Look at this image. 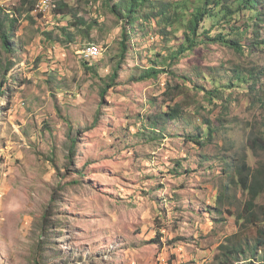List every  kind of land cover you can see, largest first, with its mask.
<instances>
[{"label": "rangeland", "instance_id": "obj_1", "mask_svg": "<svg viewBox=\"0 0 264 264\" xmlns=\"http://www.w3.org/2000/svg\"><path fill=\"white\" fill-rule=\"evenodd\" d=\"M51 1L54 10L35 7L34 19L22 12L16 50L7 52L0 37V264H160L163 256L172 264H222V246L246 236L252 249L234 264H264V245L255 248L264 231V149L255 140L264 134V107L245 88L225 91L216 104L194 88H212L203 74L213 67L226 82L236 67L263 70L264 52L209 43L169 59L191 78L173 101L168 83L183 79L134 76L151 58H169L181 31L164 36L154 24L132 26L105 0H63L75 19L94 25L71 43L61 29L71 17H56L61 0ZM22 2L0 6L15 11ZM260 30L264 37V22ZM88 47L100 55L83 59ZM182 101L185 119L170 121L167 135L140 130L144 116ZM199 113L221 128L204 147L183 137ZM200 154L246 157L263 191L258 225L241 231L238 215L250 196L239 187L232 201L216 204L223 164L200 166Z\"/></svg>", "mask_w": 264, "mask_h": 264}, {"label": "trees", "instance_id": "obj_2", "mask_svg": "<svg viewBox=\"0 0 264 264\" xmlns=\"http://www.w3.org/2000/svg\"><path fill=\"white\" fill-rule=\"evenodd\" d=\"M38 1L23 0L21 6L15 8V11L0 6V37L7 52L18 48L14 38L22 12L27 17L34 19L32 14ZM105 2L119 19H123L125 23L129 22L132 26L140 24L144 27L147 24H154L158 27L159 33L164 36L182 32L183 38L173 48L174 50H171L169 58L165 57L160 62L151 58L152 64L134 76L138 77L137 80L143 81L158 78L160 74L166 72L168 75L171 74L170 77L175 80L183 79L182 82H176L175 85L171 81L168 83V89L170 88L176 93L172 96L173 101L176 96L184 94L187 82L191 81V78L176 73L170 68L172 60L174 61L186 53H193L201 45H208L209 43H223L247 55L256 50L264 52V37L260 30L264 22V0H105ZM72 11L73 8L63 0L59 1V6L55 10L56 17H61L59 19L71 17L68 24L61 28L71 43L76 40L75 37L77 36L88 35L94 27L84 17L77 16L75 19V13ZM168 27L171 28L170 33ZM124 28H127L126 25ZM123 33L126 35L125 31ZM46 34L50 36L51 32H46ZM122 44V53L125 54L128 51L126 37H124ZM95 58L97 57L83 59L93 60ZM169 59H171L170 62ZM158 63H162L163 67H159ZM256 70V68L242 69L240 67L227 70V73H230V79L226 82V77L219 74L220 68L213 67L211 73L203 74V80L211 83L212 88H207L205 84L193 85L194 88L204 91V98L210 104L219 103L223 100L225 91L230 89L232 92L233 88L237 87L248 90L250 95L255 96L254 100H258L264 107V68L259 72ZM118 72L119 70L115 69L112 73L110 77L112 83L117 78ZM111 85L108 84L106 87L110 88ZM231 92L227 96L228 101L231 99ZM185 111L186 106L183 101L174 105H167L166 108H161L154 114L144 116L140 130L145 132L151 128L156 135L165 136L169 122L183 119ZM189 113L194 114V112ZM186 121L189 122L188 116H186ZM194 127V130H186L183 137L202 147L211 142V139H214L221 129L219 126H214L210 118L200 113L197 115ZM71 140V149L74 151L77 139L72 137ZM255 140L257 145L264 149V134L256 136ZM223 155L225 154L210 158L206 154H200L199 163L200 166H204L212 159H218L223 164L221 174L218 176L222 178L217 185L220 190L214 200L217 205H221L223 201H232L235 186L249 194L250 199L245 204L246 208L238 215L237 219L243 232L245 226L249 224L258 225L261 221L260 214L256 212V207H258L256 200L263 191L257 185L253 167L245 156ZM259 233L263 237L258 238V244L255 245V248L257 245H264V231L259 230ZM236 237L238 234L233 236V238ZM247 239L246 236L236 239L230 244H224L222 249L225 248L226 250L223 251L225 259L222 260V264H234L240 257L249 253L252 248L247 245Z\"/></svg>", "mask_w": 264, "mask_h": 264}, {"label": "bare ground", "instance_id": "obj_3", "mask_svg": "<svg viewBox=\"0 0 264 264\" xmlns=\"http://www.w3.org/2000/svg\"><path fill=\"white\" fill-rule=\"evenodd\" d=\"M53 9L51 0H40V2L36 5V13L46 14ZM82 53L85 58L92 59V57H98L100 55V50L96 47H88L82 50ZM160 264H172L170 259L163 256L160 259Z\"/></svg>", "mask_w": 264, "mask_h": 264}]
</instances>
